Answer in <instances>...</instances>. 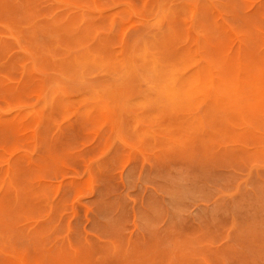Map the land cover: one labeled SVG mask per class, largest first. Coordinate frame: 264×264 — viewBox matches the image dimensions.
I'll return each instance as SVG.
<instances>
[{
    "label": "rangeland",
    "instance_id": "1",
    "mask_svg": "<svg viewBox=\"0 0 264 264\" xmlns=\"http://www.w3.org/2000/svg\"><path fill=\"white\" fill-rule=\"evenodd\" d=\"M0 26V264H264V0H0Z\"/></svg>",
    "mask_w": 264,
    "mask_h": 264
},
{
    "label": "bare ground",
    "instance_id": "2",
    "mask_svg": "<svg viewBox=\"0 0 264 264\" xmlns=\"http://www.w3.org/2000/svg\"><path fill=\"white\" fill-rule=\"evenodd\" d=\"M153 1H154V0H153ZM131 2H132V1H131ZM1 4H2V3H1ZM148 8H149V7H148ZM150 10H151V9H150ZM193 12H194V11H193ZM192 14H193V13H192ZM157 15H158V13H157ZM150 16H151V15H150ZM151 17H153V16H151ZM202 17H204V16L202 15ZM153 18H154V17H153ZM146 19H147V18H146ZM148 19H149V18H148ZM148 19H147V20H148ZM155 20H156V19H155ZM3 22H6V21H3ZM12 22H13V21H12ZM138 22H139V21H138ZM142 22H143V21H142ZM7 23H8V21H7ZM14 23H15V22H14ZM10 24H11V23H10ZM21 24H22V23H21ZM143 25H144V24H143ZM17 26H18V24H16V27H17ZM24 26H25V25H24ZM26 26H27V25H26ZM223 26H224V25H223ZM0 27H1V26H0ZM225 27H226V26H225ZM3 28H4V27H2V30H3ZM17 28H18V27H17ZM22 28H23V27H22ZM22 28H18V29H19V30H22ZM128 28H129V27H128ZM128 28H127V29H128ZM0 29H1V28H0ZM4 29H5V28H4ZM24 30H25V29H24ZM26 30H27V29H26ZM5 32H6V30H5ZM19 32H20V31H19ZM42 32H43V31H42ZM21 33H22V31H21ZM3 34H5V33H3ZM26 34H29V33H26ZM26 34H25V35H26ZM42 34H43V33H42ZM123 34H124V33H123ZM1 35H2V34H1ZM187 35H188V34H187ZM6 36L8 37V35H6ZM174 36H175V35H174ZM12 37H13V36H12ZM22 37H23V36H22ZM22 39H23V38H22ZM22 39H21V40H22ZM190 40H191V39H190ZM12 41H15V40H12ZM3 42L5 43V41H3ZM26 42H27V41H26ZM31 42H32V40H31ZM18 43H20V42L18 41ZM24 43H25V42H24ZM33 43L36 44V42H33ZM194 43H195V42H194ZM243 43H244V42H243ZM25 44H26V43H25ZM44 44H45V42H44ZM245 44H246V43H245ZM17 45H18V44H17ZM26 45H27V44H26ZM29 45H30V44H28V47H31V46H29ZM37 45H38V43H37ZM37 45H36L35 47H37ZM41 45H42V43H41ZM20 46H21V45H20ZM41 47H42V46H41ZM31 49L34 50L32 47H31ZM41 49H43V48H41ZM39 50H40V49H39ZM43 50H45V49H43ZM57 50H58V49H57ZM135 50H136V49H135ZM141 50H142V49H141ZM235 50H236V49H235ZM35 51H36V50H35ZM137 51H138V50H137ZM149 51H150V50H149ZM162 51H163V50H162ZM46 52H48V50H47ZM84 52H85V51H84ZM84 52H81V53H84ZM88 52H89V51H88ZM134 52H135V51H134ZM139 52H140V50H139ZM142 52L144 53L145 51H141L140 53H142ZM150 52H151V51H150ZM153 52H154V51H153ZM157 52H158V51H157ZM186 52H187V51H186ZM189 52H190V51H189ZM201 52H202V51H201ZM36 53H37V52H36ZM38 53H39V51H38ZM41 53H42V52H40L38 55H40ZM56 53H57V52H56ZM183 53H185V52H183ZM206 53H207V52H206ZM206 53H204V54H206ZM233 53H234V52H233ZM74 54H75V53H74ZM79 54H80V52H79ZM79 54H78L77 57H80V59H81L82 57L79 56ZM170 54H171V53L166 54V55H170ZM191 54H192V53H191ZM193 54H194V53H193ZM193 54H192V55H193ZM200 54H201V53H200ZM30 55H31V54H30ZM52 55H55V54L52 53ZM65 55H66V54H65ZM166 55H165V56H166ZM185 55H186V54H183V55H181V56H183V58H184ZM187 55H188V52H187ZM243 55H244V54H243ZM46 56H47V57H46V59H47V58H48V55H46ZM66 56H67V55H66ZM73 56H74V55H72V57H73ZM90 56H91V54H90ZM96 56L98 57V55H96ZM102 56H103V55H102ZM104 56H105V55H104ZM142 56H143V55H142ZM190 56H191V55H190ZM236 56H237V55H236ZM56 57H59L58 54L56 55ZM60 57H62V56H60ZM64 57H65V56H64ZM93 57H94V56H93ZM115 57H116V55H115ZM149 57H150V56H149ZM149 57H147V58H149ZM204 57H205V55H204ZM207 57H210V55H209V56L207 55ZM43 58H44V57H43ZM101 58H102V57H101ZM158 58H160V56L157 57V60H158ZM166 58H167V57H166ZM166 58H165V59H166ZM168 58H169V57H168ZM171 58H173V57H171ZM171 58H170V59H171ZM212 58H214V57H212ZM212 58H211V59H212ZM38 59H39V58H38ZM38 59H37V60H38ZM44 59H45V58H44ZM44 59H41V60L43 61ZM135 59H137V57H136ZM165 59H164V60H165ZM184 59H185V60H186V59L189 60V58H184ZM205 59H206V58H205ZM216 59H217V58H216ZM220 59H221V58H220ZM220 59L218 58L219 61L222 60V59H221V60H220ZM41 60H40V61H41ZM78 60H79V59H78ZM102 60H103V59H101L100 61H102ZM104 60H105V59H104ZM106 60H107V59H106ZM139 60H140V59H139ZM142 60H143V58H142ZM168 60H169V59H168ZM180 60H181V58H180ZM182 60H183V59H182ZM48 61H49V59H48ZM48 61H47V62H48ZM84 61H86V60H84ZM88 61H90V60H88ZM88 61H87V62H88ZM96 61H97V60H96ZM100 61H99L98 63H101ZM112 61H115V60H112ZM143 61H144V60H143ZM158 61H159V60H158ZM165 61H166V60H165ZM165 61H164V62H165ZM53 62H54V61H53ZM64 62H65V61H64ZM135 62H136V60H135ZM177 62H178V61H177ZM177 62H176V63H177ZM183 62H184V63H182V64H183V66H184L186 61H183ZM211 62H212V61H211ZM216 62L218 63V61H216ZM40 63H41V62H40ZM45 63H46V62H44V64H45ZM59 63L61 64L62 62H59ZM65 63H66V62H65ZM65 63H64V64H65ZM110 63H112V62L110 61ZM143 63H144V64H143ZM147 63H148V61H147ZM212 63L216 65L215 60H214V62H212ZM219 63H222V62H219ZM224 63H226V62H224ZM46 64H47V63H46ZM55 64H56V63H55ZM71 64H72V63H71ZM71 64H70V65H71ZM88 64H91V65H92V62H91V63H88ZM88 64H86V65H88ZM161 64H162V63H161ZM166 64H167V63H166ZM172 64H175V63H172ZM178 64H179V63H178ZM42 65H43V64H42ZM57 65H58V64H57ZM68 65H69V64H67V65H65V66L68 67ZM73 65H75V64H72V66H73ZM76 65H77V64H76ZM91 65H89L91 68H92V67H93V68H94V67L96 68V65H95V66H91ZM93 65H94V62H93ZM108 65H109V64H108ZM108 65H107V66H108ZM112 65H113V64H112ZM142 65H145V62H142ZM146 65H147V64H146ZM149 65H150V64H149ZM149 65H147V66H149ZM164 65H165V64H164ZM164 65H162V66H164ZM168 65H170V63H169ZM179 65L181 66V63H180ZM186 65H187V64H186ZM186 65H185V66H186ZM221 65L223 66V68H225L223 64H220L219 67H220ZM226 65H227V63H226ZM251 65H252V64H251ZM251 65H250V66H251ZM39 66H40V65H38V67H39ZM44 66H45V65H44ZM72 66H71V67H72ZM78 66H79V65H77L76 67H78ZM107 66H106V67H107ZM217 66H218V65H217ZM217 66H215V67H216V70L219 69V67L217 68ZM222 66H221V69H222ZM228 66H229V65H228ZM252 66H253V65H252ZM252 66H251V68H252ZM254 66H256V65H254ZM254 66H253L252 69H254ZM38 67H37V68H38ZM56 67H57V66H56ZM63 67H64V66H63ZM74 67H75V66H74ZM79 67H80V66H79ZM178 67H179L178 65H174V66H171V69L176 70ZM226 67H227V66H226ZM233 67H234V66H233ZM236 67H237V66H236ZM39 68H40V67H39ZM68 68L71 69L70 67H68ZM100 68H101V67H100ZM112 68H113V67H112ZM137 68H138V67H137ZM139 68H141V67H139ZM139 68H138V69H139ZM144 68H146V67H144ZM151 68H152V69H150V70L161 71V70H164L166 67L163 69V67H161V66L157 63L156 60H154V61H151ZM167 68H168V66H167ZM169 68H170V67H169ZM179 68L181 69V67H179ZM179 68H178V69H179ZM213 68H214V67H213ZM228 68H229V67H228ZM40 69H41V68H40ZM42 69H43V68H42ZM45 69H47L46 66H45ZM69 69H67V70H68V71H71V70H69ZM75 69H76V68H75ZM75 69L72 68V71H73V70L75 71ZM88 69H90V68H88ZM110 69H111V68H110ZM115 69H118V70H119L120 68H115ZM121 69H122V68H121ZM141 69H142V68H141ZM202 69H203V68H202ZM214 69H215V68H214ZM226 69H227V68H226ZM229 69H231V68H229ZM67 70H66V72H68ZM83 70H84V69H83ZM90 70H91V69H90ZM104 70H105V69H104ZM108 70H109V69H108ZM108 70H107V71H108ZM112 70L114 71V68H113ZM112 70H110V71H112ZM139 70H140V69H139ZM139 70H138V71H139ZM174 70H173V71H174ZM182 70H183V69H181V71H182ZM203 70L206 72L205 69H203ZM227 70H228V69H227ZM227 70H225V72H226ZM231 70H233V69H231ZM57 71H58V70H57ZM60 71H61V68H60ZM64 71H65V70H64ZM64 71H63V72H64ZM72 71H71V72H72ZM105 71H106V70H105ZM107 71H106V72H107ZM141 71H142V70H141ZM143 71H144V69H143ZM148 71H149V70H148ZM173 71H172V72L170 71L171 73L169 72L170 75H166L165 72L163 71V72H164V75H166V76H165L166 79H165L164 76H163V79L166 80V81H168V82L170 83V84H169L170 86H171V84H172V85H173V84H176V83H177V79H178L177 72H173ZM217 71H218V70H217ZM228 71H230V70H228ZM228 71H227V72H228ZM244 71H245V70H244ZM79 72H80V71H79ZM96 72H98V71H96ZM101 72L104 73V71H101ZM119 72H120V70H119ZM139 72H140V71H139ZM144 72H145V71H144ZM144 72H143V73H144ZM161 72H162V71H161ZM161 72H160L159 75H161V77H162V74H163V73H161ZM166 72H168V71H166ZM220 72H222V71H220ZM249 72H250V70H249ZM252 72H253V71H252ZM252 72H251V73H252ZM256 72H258V71L256 70V71H255V74H256ZM55 73H56V72H55ZM58 73H61V72H58ZM107 73H108V72H107ZM109 73H110V72H109ZM145 73H146V72H145ZM228 73H232V72L230 71V72H228ZM253 73H254V72H253ZM64 74H65V73H64ZM64 74H63V75H64ZM92 74H96V75H97V73H95V72H93ZM112 74H113V73L111 72L110 75H112ZM255 74H252V75L254 76ZM72 75H73V74H72ZM72 75H71V76H72ZM221 75H222V73H221ZM221 75H220V76H221ZM228 75H229V74H228ZM135 76H136V75H135ZM146 76H148V75H146ZM225 76H226V75H225ZM74 77H76V76H74ZM86 77H87V76H86ZM116 77H117V76H115V78H116ZM158 77H159V76H158ZM222 77H223V76H222ZM256 77H257V75H255L254 78H256ZM69 78H70V77H69ZM72 78H73V77H72ZM98 78H99V77H98ZM105 78H106V77H105ZM105 78H104V79H105ZM118 78H119V76H118ZM120 78H121V77H120ZM54 79H55V78H54ZM63 79H65V78H63ZM70 79H71V78H70ZM74 79H77V78H74ZM129 79H130V78H129ZM146 79H147V77H146ZM150 79H151V78H150ZM223 79H224V77H223ZM80 80H81V79H80ZM132 80H133V79H132ZM82 81H83V79H82ZM108 81H109V80H108ZM127 81H128V80H127ZM151 81H152V80H151ZM158 81H160V80H158ZM186 81L189 82L188 84H190V86H191V84H192V86H194V84L196 83L197 79H194L193 81H192V80H186ZM190 81H192V82H190ZM148 82H149V81H148ZM96 83H97V82H96ZM98 83H99V82H98ZM98 83H97V85H98ZM112 83H113V82H112ZM70 84H71V82H70ZM70 84H69V85H70ZM72 84H73V83H72ZM82 84H83V83H82ZM84 84H85V83H84ZM100 84H101V83H100ZM110 84H111V83H110ZM113 84H114V83H113ZM148 84H149V83H148ZM148 84H147V85H148ZM164 84H165V83H164ZM237 84H240V83L237 82ZM49 85H50V84H49ZM59 85H60V84H59ZM64 85H65V84H64ZM76 85H77V84H76ZM97 85H96V86H97ZM150 85H151V84H150ZM245 85H247V84H245ZM60 86H61V85H60ZM111 86H112V85H111ZM155 86H156V85H155ZM159 86H160V85H159ZM234 87H235V84H234V83H229V82H226V81L221 80V79L218 80V78L216 79L215 77H211V79L209 80V82H208L207 85L205 86V88L208 89L210 93H212L213 97H214V98H217V99H219L220 97L226 95V94L229 92V90H232ZM57 88H58V87H57ZM69 88H71V86H70ZM74 88H76V87H74ZM84 88H85V87H84ZM114 88H117V87L114 86ZM137 88H138V87H137ZM162 88H163V89H162L161 93H162L163 95H166V97L168 98L169 101H173L174 99H183V97H185V95H186L185 90H184V89L182 90L181 88H180V89H177V88L168 87V86H165V87L162 86ZM39 90H40V89H39ZM39 90H38V93L40 92ZM69 90H70V89H69ZM69 90H67V91H69ZM79 90H80V89H79ZM115 90H116V89H115ZM71 91H74V90L71 88ZM77 91H78V90H77ZM139 91H140V89H139ZM153 91H154V90H153ZM64 92H66V89H65ZM78 92H79V91H78ZM113 92H114V91H113ZM75 93H76V92H75ZM106 93H107V92H106ZM46 94H47V93H46ZM46 94H45V95H46ZM51 94L53 95V93H51ZM59 94H60V93H59ZM66 94H68L69 96L72 95V94H69V93H66ZM49 95H50V94H49ZM49 95H48V97H49ZM27 96H28V95H27ZM58 96H59V95H58ZM72 97H73V96H72ZM61 98L63 99L62 96H61ZM62 99H60V100H61V103L63 102ZM49 100H51V98H49ZM51 101H52V100H51ZM26 102H27V101H26ZM8 103H9V102H8ZM18 103H19V102H18ZM20 103H21V102H20ZM20 103H19V104H20ZM48 103H49V102H48ZM54 103H55V102H54ZM61 103H60V104H61ZM68 103H69V102H68ZM68 103H67V104L65 103L66 105H64V106H67ZM10 104H11V102H10ZM15 104H16V103H15ZM19 104H18V105H19ZM27 104H28V103H27ZM60 104H59V105H60ZM74 104H75V103H74ZM108 104H109V103H108ZM129 104H130V103H129ZM16 105H17V104H16ZM18 105H17V106H18ZM21 105H23V104H21ZM76 105H77V104H76ZM78 105H79V104H78ZM112 105H113V104H112ZM3 106H5V104H4ZM3 106H2V108H3ZM6 106H7V104H6ZM13 106H14V105H13ZM54 106H55V105H54ZM61 106H62V105H61ZM73 106H74V105H73ZM215 106H217V105H215ZM15 107H16V106H15ZM68 107H71V106L68 105ZM74 107H75V106H74ZM55 108H56V107H55ZM58 108H59V106H58ZM4 109H5V111H6V107H4ZM53 109H54V108H53ZM60 109H62V108L60 107L58 110H60ZM230 109H231V108H230ZM0 111H1V110H0ZM50 111H51V110H50ZM50 111H49V112H50ZM53 111H54V110H53ZM53 111H52V114H53ZM220 111H221V110H220ZM47 112H48V111H47ZM47 112H46V113H47ZM94 112H95V111H94ZM97 112H98V111H97ZM111 112H112V111H111ZM230 112H233V110H231ZM230 112H229V113H230ZM235 112H236V111H235ZM235 112H234V113H235ZM7 113H8V112H7ZM40 113H42V111H41ZM155 113H156V112H155ZM164 113H165V112H164ZM164 113H161V114L164 115ZM50 114H51V113H50ZM95 114H96V113H95ZM56 115H57V114H56ZM56 115H54L53 118H56V117H55ZM111 115H112V114H111ZM149 115H150V114H149ZM240 115H241V114H240ZM47 116H48V115H46V117H47ZM126 116H127V115H126ZM74 117H75V116H74ZM80 117H81V116H80ZM91 117H93V116H91ZM98 117H99V115H98ZM98 117H96V118H98ZM160 117H161V115H160ZM47 118H48V117H47ZM47 118H46V119H47ZM82 118H83V117H82ZM99 118H100V117H99ZM112 118H113V116H112ZM94 119H95V117H94ZM146 119H147V118H146ZM48 120H49V119H48ZM50 120H52V118H50ZM87 120H88V119H87ZM143 120H144V119H143ZM147 120H148V119H147ZM112 121H114V120H112ZM124 122H125V121H124ZM127 122H128V120H127ZM110 123H111V121H110ZM121 123H122V122H121ZM125 123H126V122H125ZM14 124H16V123H14ZM114 127H115V126H114ZM237 128H238V127H237ZM22 146H23V145H22ZM131 149H132V148H131ZM93 179H94V178H93ZM7 180H8V179H7ZM1 183H2V182H1ZM6 183H8V181H7ZM13 184H14V183H13ZM13 186H14V185H13ZM11 188H12V187H11ZM15 188H16V187H15ZM12 189H13V188H12ZM16 189H17V188H16ZM4 190H5V189H4ZM13 191H16V190L13 189ZM15 194H16V192H15ZM25 196H26V195H25ZM0 197H1V196H0ZM18 198H19V197H18ZM20 203H22V202H20ZM15 207H16V206H15ZM3 208H4V207H3ZM8 214H9V213H8ZM11 214H12V213H11Z\"/></svg>",
    "mask_w": 264,
    "mask_h": 264
}]
</instances>
